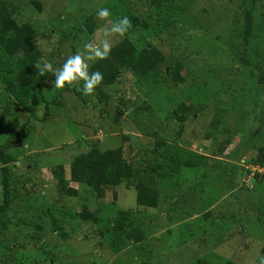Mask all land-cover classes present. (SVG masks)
<instances>
[{
	"label": "rangeland",
	"instance_id": "374dc122",
	"mask_svg": "<svg viewBox=\"0 0 264 264\" xmlns=\"http://www.w3.org/2000/svg\"><path fill=\"white\" fill-rule=\"evenodd\" d=\"M0 1L17 8V25L31 29L35 44L55 69L71 55L87 57L93 47L106 42L111 49L126 38L138 49L152 40L169 64L181 59L188 70L182 75L190 74L177 85L171 80V67L163 68L159 89L149 91L150 80H137L125 71L113 86L101 88L104 102L95 91L81 96L80 83L55 88L54 74L43 84L40 95L18 88L5 93L6 81H0L1 120L14 115L16 107L20 121L29 122L26 133L9 143L7 154L16 162L15 171L25 176L27 188L36 189L30 197L16 201L9 215L11 226L0 235V244L23 247L15 249L11 259L16 264L19 260L21 264H261L263 234L254 208L263 217L264 178L243 172L250 169L247 162L255 158L256 151L264 147V79L258 82V71L249 77L236 57L242 48L238 40L243 26L239 22L249 0H189L186 6L184 0H171L176 1L175 12L167 5L152 4V0ZM257 5L248 52L250 56L258 54L256 60L264 76V0ZM101 8L111 13L105 20L97 18ZM138 13L150 15L152 29L156 21L163 26L177 21L176 26L155 39L132 26L123 36L110 31L119 18L127 16L131 21ZM84 19L92 24L82 35L79 28ZM3 31L0 22V65L6 68L14 65L10 55L16 52V42ZM62 34L68 37L63 44ZM96 60L88 59L87 63L91 66ZM193 85L198 86L196 91ZM198 90L208 107L189 118L184 133L175 139L171 132L178 127L171 111L187 97L194 98ZM45 104L50 116L42 122ZM118 107L123 115L115 123ZM215 113L223 116L222 126L210 136L208 125ZM206 134L208 140H204ZM5 141L6 137L0 136V148ZM158 141L176 150L182 162L200 160L202 166L154 179L159 191L156 209L137 206L131 183L130 189L124 185L117 189L116 200L110 192L98 199L92 190L76 183L68 184L77 190L76 197L58 194L53 172L61 166L67 179L68 163L77 154L94 146L102 153L121 148L126 162L140 169ZM224 143L227 147L221 150ZM231 168L237 171L235 175ZM204 173L209 176L202 180ZM232 179L233 192L229 190ZM83 210L98 221H83ZM127 212L122 234L114 226ZM36 224L42 226L43 233L36 232ZM132 227H139L144 236L137 245L125 239ZM228 231L244 235L237 232L231 237ZM61 233L66 234L65 239ZM32 235L41 240L32 241ZM243 245L247 249L243 250ZM235 252L237 256H233ZM9 254L0 251V264Z\"/></svg>",
	"mask_w": 264,
	"mask_h": 264
},
{
	"label": "trees",
	"instance_id": "16d2710c",
	"mask_svg": "<svg viewBox=\"0 0 264 264\" xmlns=\"http://www.w3.org/2000/svg\"><path fill=\"white\" fill-rule=\"evenodd\" d=\"M173 1L152 0V4L158 3V6L161 4L167 5V8L169 7L175 12L177 11V4L176 1ZM184 1L185 2L183 4L185 6L190 2L189 0ZM260 2L261 0H249V6L244 11L243 21L239 22V24L243 26V30H241L242 32L238 40L242 48L240 51L238 50L239 52L236 55L239 65L243 68V70H248L249 77L253 78L255 71L260 72L258 79L259 83L262 82L264 76L261 72V66L256 60L258 54L250 56L248 47L254 38L252 37V13L256 10L258 6L257 4ZM17 15V8L7 5L4 1H0V22L4 28L3 32L15 38L16 42V52L10 55V58L14 60V65H8L6 68H4L5 64L0 65V81H6L5 84L7 87L5 88V93L11 92L14 88H18L25 93L34 92L35 95H40L42 93L43 84L50 80L53 75L51 72L43 71L42 69L46 63H50L54 69L55 65H53V63L44 57V54L35 44L31 29H29L27 26L19 27L17 25ZM150 19V15L142 16L139 13L134 14V16L131 18L132 27L134 29L140 30L142 34L154 35L155 39L158 35L160 38V34L169 31L172 27H175L177 22L174 21L170 26H163L160 24L161 21H156V26L152 29L151 24H149ZM91 24L92 23L90 19H84V26L79 28L80 33L85 35V29H89ZM155 28L161 29V33H159L160 30H155ZM62 35L63 36L61 37L63 40H61L60 43L62 42L63 44L68 39V37L66 34ZM238 36L239 35H237V37ZM151 37L153 38V36ZM231 40H233V38ZM50 56L52 57L53 54ZM166 67H171V80L177 85L184 83L187 76L190 75L187 72L185 77L182 75L185 70H188L186 69L185 63L181 59L176 60L172 65L169 64L166 57L154 46L152 40L148 41L145 47L138 49L133 40L124 38L119 41L117 45L110 49L106 59H98L92 63L91 66H89V73L91 74L92 72L99 71L103 75L102 82L94 89V91L98 93L100 97L99 101L104 102L106 96L101 91V88L113 86L118 82L119 77L123 72L126 71L132 74L137 80H150L151 89L149 91H153L155 89L158 90L159 86L162 84L161 79H158L159 72L161 69ZM2 70H4V73ZM7 80L11 81V84L13 85L11 87L13 88L9 86L10 84L7 82ZM197 82L200 83V80ZM80 84H83V82L81 81ZM193 86L192 88L196 91L198 86ZM10 88L11 90H9ZM80 91L82 96V85ZM193 94L194 98L187 97L185 101L179 103L171 111V115L173 116V119L177 123L178 127L176 132H171V134L174 133L175 139H178L179 135L184 133L185 127H187L186 125L190 120L189 118L196 117L200 111L205 110L208 107L204 105L202 99L203 96L199 90ZM53 102H55V100H53L52 103ZM45 105L46 107L44 108L43 118L41 119L42 122L46 121V119L50 116L48 107L49 105ZM126 105V103L123 105L124 109H126ZM14 110L15 114H9V117L7 116L6 120H1L0 118V136L6 137L3 147L0 148V186L2 189V204L0 205V235H4L3 233L6 230H9V227L11 226L12 222L9 215L13 211L16 201L30 197L36 193L34 192L36 189H33V187L27 188V182L24 180L25 176L15 171L16 162L10 157V155L7 154L9 143L12 141H18L26 133L29 125L28 120L24 123L20 121L18 116V113L20 112L19 108L15 107ZM150 111L147 108L145 109V112H147L149 115H151L150 117H152L153 115ZM134 113L138 114L136 111ZM215 114L216 115L212 117L208 125V128H210V132L208 131L210 136L222 126L221 122L223 121V116L218 115L217 113ZM122 115L123 110L121 107H118L114 114L113 121L115 123H119ZM150 117H147V119L149 120ZM198 119H200V117ZM205 136L206 138H204V140H208V135L206 134ZM154 137H156V135H154ZM176 141L173 139V142ZM220 147L221 150H225L227 143L220 144ZM159 150H161V152H159ZM256 152L257 154L255 155V158L251 161H248L247 166L257 165L264 167V147L258 149ZM149 155V161H147L143 167L138 169L132 164L126 162L123 156V150L121 148L102 153L99 152L94 146L88 152L77 154L70 161V163H68V180L66 179V173L61 166H58V168L53 172V178L56 182L57 192L61 196L69 198L76 197L78 195L77 190L69 188L68 186L69 183H76L86 187V189L92 190L98 199H104L107 192H110L112 193L113 199L116 200L118 188L124 185L126 189H130V186H132L136 192V204L139 208L156 209L159 204V191L153 183L154 179L162 180L169 178L172 176V174L179 175L184 169L193 170L202 166L200 160L196 162H182V160L179 158L178 152L171 146H164L161 141L155 143V146L149 150ZM158 159L161 160L159 164L157 162ZM34 163L36 162L34 161ZM28 165L31 167H36V165L34 166L32 163H29ZM221 165L227 164L222 163ZM235 168L237 167L235 166ZM231 169L233 172L232 174L235 175L237 171L233 168ZM243 173L245 176L251 175L250 171H245ZM208 176L209 175L204 173L201 175L202 180L206 179ZM261 177L264 178V176L257 174L253 175V178ZM233 186L234 180L232 179L229 190L232 191ZM254 209H256L254 213L257 214V221L261 233L263 234L261 236L262 248L260 253L264 256V215L262 217L260 212L258 213L257 207ZM254 209L252 207V210ZM127 214L128 212L122 214L121 218L116 222L118 224L114 226V228L118 230L119 233H122V229L125 225L124 222L127 220ZM80 217L83 221L92 220L95 223L98 221L92 214L86 212L85 210H83ZM34 228L37 233H43V228L41 225L36 224ZM57 229L62 231V227ZM53 232L56 233L57 231L55 230ZM237 232L228 231L227 233L231 234L230 236L233 237L237 234ZM241 234L244 235L243 232H238L237 235ZM60 237L65 239L66 234L61 233ZM40 238L41 237L39 236L34 237L32 235L30 239L37 242L41 240ZM125 239H127L133 245H137L144 241V236L142 230H140L139 227H132V229L128 231L127 234H125ZM230 240L233 242L232 239ZM19 247L16 246L15 248H11V245L8 246L1 243L0 251L10 253L9 256L5 257L2 264H16L15 260L11 259V257H13L11 255L12 252H14L15 249L17 250ZM242 247L243 250L247 249V246L245 247L243 245ZM19 249H23V247H20ZM237 254L238 253L235 252L233 256H237ZM19 261L21 264L22 261ZM226 264L234 263L228 262Z\"/></svg>",
	"mask_w": 264,
	"mask_h": 264
},
{
	"label": "clouds",
	"instance_id": "9594fccd",
	"mask_svg": "<svg viewBox=\"0 0 264 264\" xmlns=\"http://www.w3.org/2000/svg\"><path fill=\"white\" fill-rule=\"evenodd\" d=\"M97 18L100 20H105L108 18L111 13L108 8H101L96 13ZM132 24L130 19L127 16H123L116 20L113 23L111 28V32L114 34H119L123 36L129 28H131ZM110 52V47L108 43H103L102 47H93L90 49V52L87 57L81 55L80 53L69 56L62 67L59 69H54L50 63H46L44 65L43 71H48L54 74L55 80L53 86L57 89H63L66 85L72 86L74 84H79L81 81L82 91L85 95H91L94 89L100 85L103 80V75L99 71L89 73V64L87 63L88 59H106ZM250 169L246 171H250L252 176L254 174L264 176V167L260 166H249ZM252 169L255 171L252 172ZM260 170L262 172H257ZM261 264H264V259L261 260Z\"/></svg>",
	"mask_w": 264,
	"mask_h": 264
},
{
	"label": "built area",
	"instance_id": "2783aa9c",
	"mask_svg": "<svg viewBox=\"0 0 264 264\" xmlns=\"http://www.w3.org/2000/svg\"><path fill=\"white\" fill-rule=\"evenodd\" d=\"M254 171H255V170L252 169V172H254ZM257 172L259 173V172H261V171H260V170H257Z\"/></svg>",
	"mask_w": 264,
	"mask_h": 264
}]
</instances>
